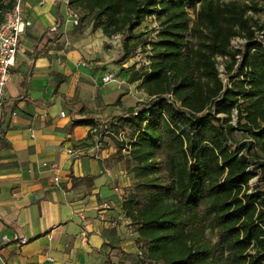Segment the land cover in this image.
<instances>
[{
	"label": "trees",
	"instance_id": "obj_1",
	"mask_svg": "<svg viewBox=\"0 0 264 264\" xmlns=\"http://www.w3.org/2000/svg\"><path fill=\"white\" fill-rule=\"evenodd\" d=\"M15 1L0 0V22ZM68 6L92 31L123 36L124 59L139 43L151 45L148 67L131 70L127 80L139 81L147 100L104 120L112 132L130 134L118 159L132 176L121 207L137 234L138 264H264V46L255 37L264 23L247 15L262 9L259 0H68ZM149 16L156 35L140 39L135 29ZM236 36L246 41L233 49ZM218 56L232 64L240 58L236 75L225 64L233 88L219 76ZM71 118L73 126L97 123ZM237 128L250 140L235 141Z\"/></svg>",
	"mask_w": 264,
	"mask_h": 264
},
{
	"label": "crops",
	"instance_id": "obj_2",
	"mask_svg": "<svg viewBox=\"0 0 264 264\" xmlns=\"http://www.w3.org/2000/svg\"><path fill=\"white\" fill-rule=\"evenodd\" d=\"M22 6L31 25L0 112V264H131L140 251L121 207L132 182L118 159L126 152L106 135L96 146L91 126H73L71 118L102 122L132 105L126 100L139 81L129 83L103 49L120 36L74 25L68 0ZM105 72L121 85L102 83Z\"/></svg>",
	"mask_w": 264,
	"mask_h": 264
},
{
	"label": "rangeland",
	"instance_id": "obj_3",
	"mask_svg": "<svg viewBox=\"0 0 264 264\" xmlns=\"http://www.w3.org/2000/svg\"><path fill=\"white\" fill-rule=\"evenodd\" d=\"M259 7H261L262 9L259 11L250 10L247 15L251 18V22L253 24L261 25L264 23V0H259ZM62 13H63V16H65V4L62 5ZM77 13H78L79 19H80L81 13L80 12H77ZM66 18L67 17L65 16V20H66ZM86 25H90L89 20H87L86 22H84L82 24H80V20H79L77 26L83 27ZM157 26L158 25H157L155 17L149 16L146 18V20L144 22H142V24L139 27H137L135 29V31L142 35L140 37V39H149L150 37H155V35H156L155 31L157 30ZM125 35H126V33L124 34V36ZM53 40H56V39H52V42H53ZM135 41H136V39H132V41L130 43H133ZM43 45H44L43 42L41 44H39V48H41V49L36 51L37 53H39V51L41 52V50L44 49ZM103 49L105 52L108 53V55L110 57H113L112 61L115 62L116 64H118V66L120 67V71L124 72L126 75H129L130 71L133 69H139L142 66L148 67L150 55L152 53L151 45L150 44H144L143 42H141L135 48L132 57L124 59L123 55H124L125 50H124V37L123 36H120V40H118L116 43H113L111 41H106L104 43ZM22 54H24V53H21L19 56L22 57ZM238 62L239 61H237L236 64H232L231 60H229V59H227V60L219 59L218 67H219V69L223 70V65H224V67H225V64L231 65L233 67H232V70L230 72V75H236V73L238 71L237 70ZM123 63L125 64L124 66H122ZM259 71L263 74V78H261V80H262V87L264 88V80H263L264 79V69L261 68V69H259ZM26 73L27 74L24 76L27 78L28 81H30L29 80V77H30L29 75L31 74L30 69H28L26 71ZM14 76H16V77L19 76L18 72H15ZM98 77H100V75ZM228 78H229L228 74L225 73V71L223 70L221 73V79L223 81V84L225 85V88H228V87L233 88L232 85L229 86V83L231 84V82H230V79H228ZM241 78H242V76H240L239 80H241ZM115 80L117 82V80H118L117 77L115 78ZM111 83H113V82H111ZM111 83H106V85H109ZM117 84L119 85L120 82L119 83L117 82ZM237 86H239V85L238 84L235 85V87H237ZM139 99L146 101L147 96H146L145 92L139 88V86H136L135 88H133V91L129 94V98L126 100L127 101L126 103L133 105ZM241 101H242V105L244 106L247 103V98L242 99ZM117 116L118 115L113 114V115H109L108 118H110L112 120H116ZM238 120H239L238 115H237L236 111H234L232 113L231 123L234 126H237L239 124ZM125 137L127 140H129L130 134L129 133L126 134ZM233 137H234V140L237 142L250 140V136L248 135V133L243 131V130H240L238 128L234 132ZM256 180H257L256 176L250 180L249 183H250L251 187L256 183ZM138 251H140V250H138ZM140 257H141V252L132 255L130 258L131 264H138V260H140Z\"/></svg>",
	"mask_w": 264,
	"mask_h": 264
},
{
	"label": "built area",
	"instance_id": "obj_4",
	"mask_svg": "<svg viewBox=\"0 0 264 264\" xmlns=\"http://www.w3.org/2000/svg\"><path fill=\"white\" fill-rule=\"evenodd\" d=\"M70 18L74 25L78 24L79 15L76 11L71 10ZM30 25L31 21L24 12L22 0H16L11 9L6 12L3 21L0 22V112L3 103V89L10 79L11 68L14 64L16 54L20 48L21 37L25 33L26 28ZM255 37L256 40L261 42L264 46V31H257L255 33ZM245 41L246 40L243 37L236 36L231 40V48H241V45L244 44ZM219 59L227 60V57L218 56L217 67ZM237 60H240L239 56H237ZM223 70L226 73V67H224V65ZM223 70L219 69L218 67L220 78ZM115 78L116 77L112 72H106L101 76V81L103 83H110L115 81ZM230 85L231 84L229 83V86ZM60 114L62 116L65 115L63 111H61ZM90 131L94 136H96V146H99L101 144L102 138L106 135L110 137L112 136L118 142L122 143L124 151L129 147L128 141L125 137V131H119L118 133L112 132L109 123L106 121L97 122L95 126L90 129ZM14 238L19 240L22 244L26 242L25 238L19 239L17 235H15ZM4 239H6V237H4Z\"/></svg>",
	"mask_w": 264,
	"mask_h": 264
}]
</instances>
